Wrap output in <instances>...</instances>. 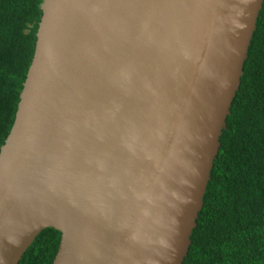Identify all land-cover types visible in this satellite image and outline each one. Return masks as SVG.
I'll return each mask as SVG.
<instances>
[{"label":"water","instance_id":"obj_1","mask_svg":"<svg viewBox=\"0 0 264 264\" xmlns=\"http://www.w3.org/2000/svg\"><path fill=\"white\" fill-rule=\"evenodd\" d=\"M264 0H44L0 151V264H183Z\"/></svg>","mask_w":264,"mask_h":264},{"label":"trees","instance_id":"obj_2","mask_svg":"<svg viewBox=\"0 0 264 264\" xmlns=\"http://www.w3.org/2000/svg\"><path fill=\"white\" fill-rule=\"evenodd\" d=\"M44 0H0V151L35 54ZM183 264H264V1ZM44 229L18 264H53Z\"/></svg>","mask_w":264,"mask_h":264}]
</instances>
